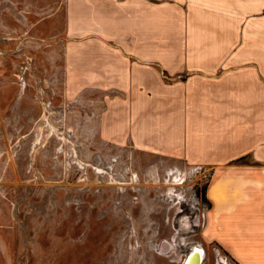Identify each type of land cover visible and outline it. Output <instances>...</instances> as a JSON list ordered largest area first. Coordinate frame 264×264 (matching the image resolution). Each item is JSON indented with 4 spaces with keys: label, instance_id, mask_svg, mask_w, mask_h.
<instances>
[{
    "label": "rangeland",
    "instance_id": "rangeland-1",
    "mask_svg": "<svg viewBox=\"0 0 264 264\" xmlns=\"http://www.w3.org/2000/svg\"><path fill=\"white\" fill-rule=\"evenodd\" d=\"M68 1L0 0V264H235L200 236L210 170L109 136L118 80L79 76Z\"/></svg>",
    "mask_w": 264,
    "mask_h": 264
},
{
    "label": "crops",
    "instance_id": "crops-1",
    "mask_svg": "<svg viewBox=\"0 0 264 264\" xmlns=\"http://www.w3.org/2000/svg\"><path fill=\"white\" fill-rule=\"evenodd\" d=\"M66 19L96 34L79 76L118 80L111 139L206 166L202 241L264 264V0H69Z\"/></svg>",
    "mask_w": 264,
    "mask_h": 264
},
{
    "label": "water",
    "instance_id": "water-1",
    "mask_svg": "<svg viewBox=\"0 0 264 264\" xmlns=\"http://www.w3.org/2000/svg\"><path fill=\"white\" fill-rule=\"evenodd\" d=\"M203 254L198 248H195L186 258L185 264H202Z\"/></svg>",
    "mask_w": 264,
    "mask_h": 264
},
{
    "label": "flooded vegetation",
    "instance_id": "flooded-vegetation-1",
    "mask_svg": "<svg viewBox=\"0 0 264 264\" xmlns=\"http://www.w3.org/2000/svg\"><path fill=\"white\" fill-rule=\"evenodd\" d=\"M188 255H189V254H188ZM188 255H187V256H188ZM187 256H186L185 258H187ZM183 261H184V262H183V264H185V261H186V259H185V260H183Z\"/></svg>",
    "mask_w": 264,
    "mask_h": 264
},
{
    "label": "bare ground",
    "instance_id": "bare-ground-1",
    "mask_svg": "<svg viewBox=\"0 0 264 264\" xmlns=\"http://www.w3.org/2000/svg\"><path fill=\"white\" fill-rule=\"evenodd\" d=\"M150 246V245H149Z\"/></svg>",
    "mask_w": 264,
    "mask_h": 264
}]
</instances>
